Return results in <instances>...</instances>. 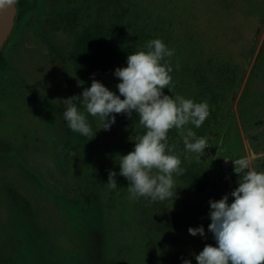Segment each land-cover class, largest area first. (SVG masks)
I'll return each instance as SVG.
<instances>
[{"label":"rangeland","instance_id":"374dc122","mask_svg":"<svg viewBox=\"0 0 264 264\" xmlns=\"http://www.w3.org/2000/svg\"><path fill=\"white\" fill-rule=\"evenodd\" d=\"M29 1L32 34L0 74V264H110L119 240L131 246L130 264H197L206 244L216 246L209 201L231 203L238 186L232 161L264 153V0ZM90 30L127 56L161 39L175 50L165 94L208 103L205 123L186 126L206 138L205 154L169 133L186 170L174 177L175 200L131 199L119 175L116 156L144 134L139 120L117 114L104 131L89 116L92 140L67 127L61 101L85 88L74 43ZM252 167L264 171V158ZM109 170L117 190L106 186ZM201 225L206 237L189 234Z\"/></svg>","mask_w":264,"mask_h":264},{"label":"clouds","instance_id":"9594fccd","mask_svg":"<svg viewBox=\"0 0 264 264\" xmlns=\"http://www.w3.org/2000/svg\"><path fill=\"white\" fill-rule=\"evenodd\" d=\"M17 2L0 0V12L15 7ZM145 47L147 51L128 55L127 66L115 70L120 81L116 86L119 95L93 78L91 87H85L82 95L61 102L65 105L63 118L67 127L90 140L97 132L93 131L89 116L98 118L103 130L110 131L117 114L132 118L135 112L145 131L136 137L133 151L116 156L119 175L129 182L131 199L163 202L176 199L174 177L186 171L180 157L174 154L175 145L169 144L170 131L178 130L186 151L199 158L208 148L207 140L186 126L200 128L210 112L207 101L197 103L180 95H166L165 89L171 92L174 88L170 58L175 50L161 39L150 40ZM257 158H264V153L253 151L232 161L239 180L230 193L231 203L229 195L209 201L208 232L216 246L206 244L195 255L197 264H264V171L252 167ZM116 177L117 173L109 170L106 186L112 190L118 189ZM188 231L193 237H206L202 225ZM184 264L191 261L184 260Z\"/></svg>","mask_w":264,"mask_h":264},{"label":"trees","instance_id":"16d2710c","mask_svg":"<svg viewBox=\"0 0 264 264\" xmlns=\"http://www.w3.org/2000/svg\"><path fill=\"white\" fill-rule=\"evenodd\" d=\"M16 5L17 11L13 31L0 51V74L11 69L10 63H16L15 56L17 55L15 54L18 53L20 48L17 42L19 37L24 33L32 34L30 21L36 11V4L29 0H18ZM112 45L109 40L104 38L102 31L90 30L75 40L73 59L77 65V76L80 84L82 83L83 86L90 88L94 78L119 95L116 86L120 81L114 73L117 68L127 66V54ZM9 51L11 52L10 57L8 55ZM18 74L19 76L24 75L22 70H19ZM121 98L123 99V97ZM132 118L139 120L135 112L132 114ZM130 247L119 240L115 244V252L111 257L110 264H130Z\"/></svg>","mask_w":264,"mask_h":264},{"label":"water","instance_id":"95a60500","mask_svg":"<svg viewBox=\"0 0 264 264\" xmlns=\"http://www.w3.org/2000/svg\"><path fill=\"white\" fill-rule=\"evenodd\" d=\"M16 11L17 5L7 11L0 12V51L13 31Z\"/></svg>","mask_w":264,"mask_h":264}]
</instances>
